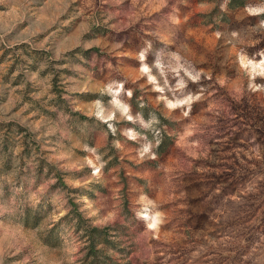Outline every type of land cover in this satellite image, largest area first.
<instances>
[{
    "label": "rangeland",
    "instance_id": "1",
    "mask_svg": "<svg viewBox=\"0 0 264 264\" xmlns=\"http://www.w3.org/2000/svg\"><path fill=\"white\" fill-rule=\"evenodd\" d=\"M0 264H264V0H0Z\"/></svg>",
    "mask_w": 264,
    "mask_h": 264
},
{
    "label": "trees",
    "instance_id": "2",
    "mask_svg": "<svg viewBox=\"0 0 264 264\" xmlns=\"http://www.w3.org/2000/svg\"><path fill=\"white\" fill-rule=\"evenodd\" d=\"M233 2H234V0H233ZM233 4H234V3H232L231 6H230L231 9L234 8V5H233ZM239 6H241V5H238V7H239ZM43 165H44V164H43ZM46 167L49 168V169H53L52 166H50V165H46ZM60 186H63V188H66V186L63 185L62 182L60 181L58 185H55V186H54V189H56V188H58V187H60ZM32 218H34V220H37V219H38L37 216H31L30 209H26V211H25V226H30V220H31ZM35 226H36V225H35ZM35 226H34V227H35ZM93 232H94V235H92V236L90 237V241H91V254H92V255H95V257H96V255H98V254L100 253L99 251L96 250V248H97V245H98L97 240H98V238H100V236H101V232H100L98 229H94ZM100 244H101V243H100ZM107 244H108V241H105V242L103 243V245H107ZM104 260H105L106 262L108 261L107 258H105Z\"/></svg>",
    "mask_w": 264,
    "mask_h": 264
}]
</instances>
